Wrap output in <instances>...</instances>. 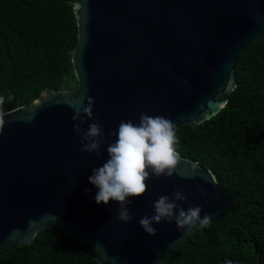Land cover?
Here are the masks:
<instances>
[{
	"label": "water",
	"instance_id": "obj_1",
	"mask_svg": "<svg viewBox=\"0 0 264 264\" xmlns=\"http://www.w3.org/2000/svg\"><path fill=\"white\" fill-rule=\"evenodd\" d=\"M78 41L72 50L75 89L44 91L6 112L0 132V251L33 244L55 229L96 251L100 264H162L197 230L175 221L139 224L153 202L179 189L187 209L217 222L230 211L225 189L197 161L182 156L171 177H152L147 192L130 198L131 222L117 219L115 201L97 204L89 182L108 159L107 144L122 120L161 115L177 126L216 116L238 85L236 63L264 38V0H74ZM94 100L93 119L106 143L82 152L72 120L75 106ZM75 123H79L76 121ZM206 192V198L200 189ZM88 189L89 191H85Z\"/></svg>",
	"mask_w": 264,
	"mask_h": 264
},
{
	"label": "trees",
	"instance_id": "obj_2",
	"mask_svg": "<svg viewBox=\"0 0 264 264\" xmlns=\"http://www.w3.org/2000/svg\"><path fill=\"white\" fill-rule=\"evenodd\" d=\"M74 0H0V95L6 112L47 90L75 89ZM228 104L198 126H182L177 151L211 170L229 213L174 248L162 264H264V38L236 63ZM11 95L14 99L7 100ZM0 264H100L89 245L55 229L0 251Z\"/></svg>",
	"mask_w": 264,
	"mask_h": 264
},
{
	"label": "clouds",
	"instance_id": "obj_3",
	"mask_svg": "<svg viewBox=\"0 0 264 264\" xmlns=\"http://www.w3.org/2000/svg\"><path fill=\"white\" fill-rule=\"evenodd\" d=\"M14 99L11 95L8 101ZM5 97L0 95V132L5 126L6 116L3 110ZM94 100L88 98L87 105L81 99L75 106V114L72 117L74 131L80 136L81 151L95 152L100 155V148L106 143L103 126L97 121L88 125L87 130L81 127L86 123L84 117L93 119ZM79 121V123H75ZM177 126L169 118L161 115H148L141 113L139 122L122 120L118 131L108 133L116 137L114 142L107 144L108 159L102 166L93 168L89 182L97 189L94 197L97 204L107 205L110 201L118 203L116 209L117 219L123 222H131L134 216L131 214L130 198L143 196L148 189L147 181L160 177H171L175 173L180 162L176 145L179 140L176 135ZM85 191H89L86 189ZM206 198L204 189H200ZM187 200V196L179 189L174 190L173 197L160 196L153 202L154 213L145 214L140 218L139 224L149 235H157L154 224L167 221L178 228H190L199 224L205 227L210 222V216L201 217V206H190L187 209L178 204Z\"/></svg>",
	"mask_w": 264,
	"mask_h": 264
}]
</instances>
